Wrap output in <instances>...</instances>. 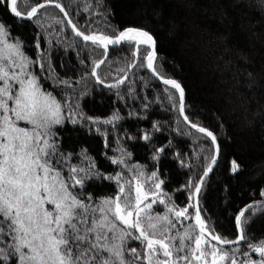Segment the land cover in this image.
<instances>
[{
	"label": "trees",
	"instance_id": "obj_1",
	"mask_svg": "<svg viewBox=\"0 0 264 264\" xmlns=\"http://www.w3.org/2000/svg\"><path fill=\"white\" fill-rule=\"evenodd\" d=\"M40 2V0H37ZM82 31L113 34L126 28L143 29L156 40L155 67L164 78L175 79L185 92L189 121L212 131L220 157L203 184L199 205L209 226L228 239L238 233L235 216L248 204L264 201V5L261 0H58ZM39 21L22 20L0 7V21L20 40L26 54L41 52L52 66V76L68 80L72 87H45L58 99H67L91 120L57 130L62 150L72 153L73 164L86 155L100 177L85 183L94 198L111 196L114 181L103 177L128 167H142L146 175L159 172L164 191L175 203L188 202L190 181L203 175L210 162L211 141L189 128L178 108L179 94L155 79L146 68H134L120 88L109 89L85 77L91 60L102 49H83L71 33L63 14L54 7L40 11ZM63 21V23H57ZM39 42L40 49L36 48ZM144 46H141L143 51ZM134 45L109 47L112 74L132 62ZM50 58V59H49ZM81 60L84 63H81ZM107 66H102V73ZM81 77H85L81 80ZM79 81V83H77ZM174 100H169V92ZM116 114L120 117L105 124ZM79 118V117H78ZM155 125V127H154ZM147 134L150 139H143ZM164 148L163 152H159ZM157 157V158H154ZM123 159L125 164H114ZM235 160L239 169L231 171ZM87 166V162L82 165ZM162 212L163 206H154ZM190 212L193 210L190 209ZM245 232L252 243L264 240V205L245 213ZM193 223V221L185 222ZM132 246H135L133 243ZM242 250L243 243L239 246ZM253 259H259L252 253ZM243 259V257H239ZM10 264V262H9Z\"/></svg>",
	"mask_w": 264,
	"mask_h": 264
},
{
	"label": "snow or ice",
	"instance_id": "obj_2",
	"mask_svg": "<svg viewBox=\"0 0 264 264\" xmlns=\"http://www.w3.org/2000/svg\"><path fill=\"white\" fill-rule=\"evenodd\" d=\"M49 6L69 16L58 0H0L4 10L29 21H39L40 11ZM67 24L79 38L74 45L82 42L84 50L89 45L93 50L102 49L99 58L91 60V70L85 77L118 89L129 80L132 69L150 70L178 92L174 106L191 129L210 139L212 155L203 176L186 186L190 193L184 207L164 191L158 171L146 175L142 167L127 165L126 172L103 177L116 183L113 195L94 198L85 192V183L101 174L94 171L95 164L86 155L77 157L80 164L72 163L73 155L62 150L57 128L66 122L76 125L85 119L99 121L85 117L77 111L78 104L73 108L69 100L58 99L45 87L50 79L56 80L57 87L69 88L72 84L52 76V66L45 62L42 52L36 59L30 58L22 42L12 37L9 27L0 21V264H264V240L252 243L245 232V212L252 205L235 216V239L217 233L202 216L201 188L204 177L217 163L220 148L212 131L185 115L181 84L158 73L153 35L133 27L113 34L82 31L71 19ZM123 43L134 45L132 62L115 69L122 76L106 82L113 71L108 63L109 46ZM40 47L37 42L36 48ZM102 66H107L103 73ZM168 99L174 100L170 92ZM118 119L114 114L103 123ZM143 139L150 137L145 134ZM86 162L87 166H82ZM112 163L125 161L113 159ZM238 169L233 160L231 171ZM157 205L163 206L162 212L154 211ZM189 221L194 223H185ZM242 243L246 250L239 247ZM252 253L259 259H253Z\"/></svg>",
	"mask_w": 264,
	"mask_h": 264
},
{
	"label": "water",
	"instance_id": "obj_3",
	"mask_svg": "<svg viewBox=\"0 0 264 264\" xmlns=\"http://www.w3.org/2000/svg\"><path fill=\"white\" fill-rule=\"evenodd\" d=\"M49 7H52V6H49ZM63 14V13H62ZM12 15V14H11ZM13 16V15H12ZM63 17H64V14H63ZM17 18V17H16ZM20 19V18H19ZM68 19H70L69 18V16L66 18V17H64V20L66 21V23H67V20ZM23 20V19H22ZM26 21H28V20H26ZM68 25V24H67ZM68 28H69V30L71 31V33L74 35V33L72 32V29H71V26L70 25H68ZM75 36V35H74ZM77 38V37H76ZM77 39H79V38H77ZM109 47H113V46H109ZM148 72L155 78V79H157L158 81H160L161 83H162V81L159 79V77L158 76H154L153 74H152V72L150 71V70H148ZM163 84V83H162ZM184 102H185V92H184ZM186 115V114H185ZM182 117V116H181ZM182 119H183V117H182ZM183 121H184V119H183ZM184 123L189 127V128H191L190 127V125H188L185 121H184ZM193 131H195V132H197L195 129H192ZM197 133H199V132H197ZM201 134V133H200ZM217 143H218V141H217ZM219 145V144H218ZM219 157H220V152H219V156H218V158H217V163H218V160H219ZM217 163H216V165H217ZM215 165V166H216ZM215 166L213 167V169L215 168ZM212 173V172H211ZM211 173H209L208 174V176L207 177H204V182H203V184L206 182V180H207V178L209 177V175L211 174ZM203 176V175H202ZM203 186V185H202ZM202 189V188H201ZM248 205H252V208L253 207H257V206H260V205H264V201H256V202H253V203H251V204H248ZM247 205V206H248ZM247 206H245L243 209H241V210H244V209H246L247 208ZM251 209V208H250ZM240 210V211H241ZM249 210V209H248ZM247 210V211H248ZM246 211V212H247ZM245 212V213H246ZM239 214V213H238ZM193 223H194V221H193ZM238 230V229H237Z\"/></svg>",
	"mask_w": 264,
	"mask_h": 264
}]
</instances>
